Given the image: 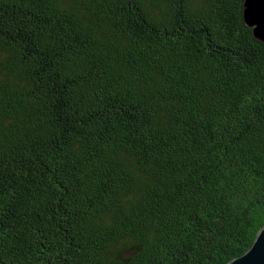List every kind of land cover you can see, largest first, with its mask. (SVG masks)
<instances>
[{"label":"trees","instance_id":"1","mask_svg":"<svg viewBox=\"0 0 264 264\" xmlns=\"http://www.w3.org/2000/svg\"><path fill=\"white\" fill-rule=\"evenodd\" d=\"M244 0H0V264H227L264 225V41Z\"/></svg>","mask_w":264,"mask_h":264},{"label":"water","instance_id":"2","mask_svg":"<svg viewBox=\"0 0 264 264\" xmlns=\"http://www.w3.org/2000/svg\"><path fill=\"white\" fill-rule=\"evenodd\" d=\"M243 17L253 28L254 36L264 41V0H244ZM227 264H264V225L259 229L251 246Z\"/></svg>","mask_w":264,"mask_h":264}]
</instances>
